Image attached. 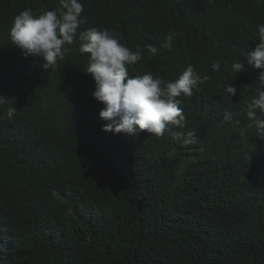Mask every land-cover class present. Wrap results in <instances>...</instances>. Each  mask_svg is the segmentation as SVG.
I'll use <instances>...</instances> for the list:
<instances>
[{
  "label": "trees",
  "instance_id": "1",
  "mask_svg": "<svg viewBox=\"0 0 264 264\" xmlns=\"http://www.w3.org/2000/svg\"><path fill=\"white\" fill-rule=\"evenodd\" d=\"M79 2L71 50L44 70L9 33L20 12L59 0H0V96L10 100L0 104V264H264V136L246 115L260 70L231 67L259 43L264 0ZM93 27L144 50L130 77L174 81L189 65L208 76L178 97L186 122L176 130H194L196 143L102 131L90 54L78 51Z\"/></svg>",
  "mask_w": 264,
  "mask_h": 264
},
{
  "label": "clouds",
  "instance_id": "2",
  "mask_svg": "<svg viewBox=\"0 0 264 264\" xmlns=\"http://www.w3.org/2000/svg\"><path fill=\"white\" fill-rule=\"evenodd\" d=\"M57 10H49L34 15L31 9L20 12L13 20L10 29L12 45L20 49L25 57L41 58L44 70L53 69L58 61L63 60L71 50L77 38V29L84 21L80 19L83 5L79 0H59ZM259 43L254 51L247 54L246 63L235 62L232 70L239 73L248 64L260 70L255 83V95L248 104L246 113L251 122L250 127L256 129L257 135L264 136V24L258 25ZM177 34L169 32L165 36L163 48L171 50ZM78 51L90 54L85 73L90 74L95 82L93 98L103 105L99 113L105 121L102 131L113 134L137 136L146 131L156 137L167 133L176 139L183 137L185 144L197 142L195 131L187 132L186 136L176 129L185 126L186 117L180 107L178 97H190L194 89L208 80L189 65L174 81L165 82L151 73L142 76H129L128 66L141 61L143 49L132 51L121 44L115 34L108 29L98 30L93 27L79 33ZM147 51L158 54L155 46L148 45ZM214 70L220 69V63L212 65ZM227 93L234 96L236 88L228 86ZM10 102L0 96V104ZM16 109L10 107L7 115L11 117ZM231 113L225 112L224 123H232ZM238 124L239 121H236ZM171 155V153H170Z\"/></svg>",
  "mask_w": 264,
  "mask_h": 264
}]
</instances>
